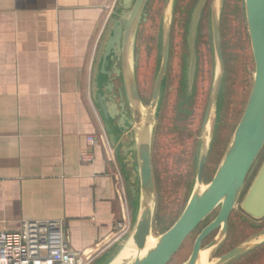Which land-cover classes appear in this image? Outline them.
Listing matches in <instances>:
<instances>
[{"label":"crops","instance_id":"1","mask_svg":"<svg viewBox=\"0 0 264 264\" xmlns=\"http://www.w3.org/2000/svg\"><path fill=\"white\" fill-rule=\"evenodd\" d=\"M115 1L0 0V232L63 218L68 246L96 251L90 264L118 240L121 216L116 167L99 137L115 142L122 173L128 132L109 134L91 93Z\"/></svg>","mask_w":264,"mask_h":264},{"label":"water","instance_id":"2","mask_svg":"<svg viewBox=\"0 0 264 264\" xmlns=\"http://www.w3.org/2000/svg\"><path fill=\"white\" fill-rule=\"evenodd\" d=\"M170 2L171 0H167V9L165 8L168 18L171 11ZM146 3L147 0L115 1L99 41L92 70V99L106 129L112 137H114L112 131L128 132V141H125L122 147L123 163H125L122 174L130 184L132 197L130 228L118 238L97 264H168L188 235L217 208L219 209L215 218L198 234L191 254L183 264H202L203 250H208L207 264H222L250 246L242 244L218 257L216 261L208 260L211 248L225 235L228 217L238 203L242 190L252 176L264 148V0H242L254 63L252 83L243 112L227 142L214 175L204 185L202 181L204 164L213 138V134L211 135L209 131L210 118L212 111L216 110L217 123L224 93V59L218 15L215 14L212 19L211 48L215 68L217 65L219 72L215 70L213 76L211 93L197 140L196 186L178 218L167 230L154 238V245L147 249H145L147 239L152 237L155 207V181L151 160L153 126L164 95L170 33L168 18L161 19L159 32L161 61L153 80L147 110L144 112L145 108L135 78L138 54L133 57L132 49L137 28L141 22L146 21ZM218 6L216 2V7ZM112 74L114 77H111ZM113 78H120L117 93L113 92L114 83L111 82ZM118 95L121 99L124 97L125 102L117 103ZM110 142L116 157L117 147L115 142L111 140ZM128 169L131 171L129 172ZM240 205L252 217L264 216V159ZM218 227L220 230L217 238L207 247L201 248L202 240ZM263 242L264 233L257 237L253 245ZM126 248H129L130 252L126 257H122L121 254Z\"/></svg>","mask_w":264,"mask_h":264},{"label":"rangeland","instance_id":"3","mask_svg":"<svg viewBox=\"0 0 264 264\" xmlns=\"http://www.w3.org/2000/svg\"><path fill=\"white\" fill-rule=\"evenodd\" d=\"M156 23L157 19L152 18L138 26L132 49L133 57L138 54L135 78L145 108L143 109L144 112L147 110L146 106L149 103L153 80L161 61L159 46L161 35L156 30ZM202 37L204 36L177 34L173 36L172 40L173 45L164 95L153 126L151 153L155 181L153 238H157L166 227L178 218L196 186L195 152L193 160L192 150L194 151V148H187L186 137L190 138V143L196 137L198 138L199 120L196 119L189 129L186 128L190 114L188 116L185 113L178 114L179 112L173 109V105H177V100L183 91L186 95H191L192 92L194 95L196 93L205 94L209 84L208 95L211 93L215 70L216 72L219 70L217 65L215 68L210 35H206V39H202ZM206 41L210 44L208 49H198L200 45L198 47L189 45L186 50L183 47L179 48L178 45L183 42H187V45L188 43H205L207 45ZM222 44L224 93L217 123L214 111H212L210 118L209 131L211 135L213 134V139L209 146L208 160L203 174L204 185L210 181L213 172H215L227 142L243 112L254 73L250 42L244 30H241L239 34L222 35ZM190 47L192 48L190 49ZM179 69L185 73L183 78L182 73L179 76L176 74ZM191 74L192 78L190 79ZM194 85L195 88H193ZM201 114L200 111V116ZM174 118L180 119V122L175 124L172 122L175 120ZM263 158L264 148L259 157L257 168ZM250 181L251 178L247 181V185ZM129 211H131L130 198ZM238 233L234 232L232 242L238 239ZM263 233L264 230L254 234L249 239H255ZM192 237L189 241L192 240ZM189 241L187 240L183 244L168 264L180 263L189 252Z\"/></svg>","mask_w":264,"mask_h":264},{"label":"flooded vegetation","instance_id":"4","mask_svg":"<svg viewBox=\"0 0 264 264\" xmlns=\"http://www.w3.org/2000/svg\"><path fill=\"white\" fill-rule=\"evenodd\" d=\"M216 2L219 4L218 8L216 7ZM171 11L169 18L167 17V13L165 12V8L167 7V0H147V3L145 5V12H146V21L150 19H157V25L156 30L160 32V20L161 19H167L168 18V27H169V33H170V49H169V62H170V54H171V47L173 45V36L174 35H196V36H204L202 39H206V35H210L213 31L212 27V19L215 16V14L218 15L219 19V32L221 36V46L223 51V44H222V35L225 34H239L241 33V30H244L247 35V29H246V22L244 19V9H243V3L242 0H171ZM167 9V8H166ZM164 20V22H165ZM145 21V22H146ZM164 22L162 26L164 27ZM144 22H141L142 24ZM139 24V25H140ZM207 42V45L205 43L199 44V43H188L183 42L182 44H178L179 48L188 49L189 45H195L198 49H208L210 44ZM192 47H190L191 49ZM185 60V59H183ZM121 61V60H120ZM120 61L117 63V65H120ZM169 62H168V70L169 71ZM199 66V65H198ZM182 73V78L185 76V73L181 72L179 69L176 74L179 76V74ZM112 76H114L112 74ZM167 77V76H166ZM117 82V81H116ZM118 84V83H117ZM119 85H115L113 92L117 93ZM195 88V85L193 86ZM209 84L208 88L206 90L205 94H198L195 95H186L183 93L180 95V98L177 100V105H173V109L177 110L179 112L178 114L185 113L186 116L190 114V116L187 119L186 122V128H190V126L193 125V122L198 119V132L200 133L205 110L208 104V91H209ZM152 90V89H151ZM183 95V96H182ZM125 102V98L122 99L118 95L116 97V102ZM125 109L127 110V104H125ZM200 111L202 112L200 116ZM216 113V110H214ZM216 118V116H215ZM118 117H116L115 120H117ZM175 119V118H174ZM172 122H175L177 124L180 122V119H175ZM185 138V137H184ZM213 139V138H212ZM187 140V148L191 147L194 148V151L192 150V159L194 157V152L197 146V140L196 137L192 143H190V138L186 137ZM212 142V141H211ZM209 155V154H208ZM208 155L204 164V170L207 164ZM264 159V158H263ZM194 160V159H193ZM262 163V162H261ZM260 163V164H261ZM259 164V163H258ZM257 164V166H258ZM255 168L251 178L250 183L247 185L245 184L242 193L240 195V198L238 200V203L234 206L232 209L228 221H227V228L225 235L217 242L215 246H213L210 250L208 260H214L216 261L218 257L226 254L227 252L231 251L237 246H240L242 244H249L250 246L246 248L244 251L239 253L238 255L232 257L231 259L227 260L226 262L222 264H264V242L259 243L257 245H253L254 242L257 241V238L255 239H249L254 234L261 232L264 230V216L260 218H255L247 214L242 208H241V200L244 197L245 193L247 192L258 168ZM260 166V165H259ZM203 170V174H204ZM214 175V172L212 176ZM211 176V178H212ZM217 208L213 213H211L206 219H204L197 227L196 229L188 235L186 240L183 242V244L188 240L189 241V252L186 256L182 258L179 264H183L188 257L191 254L192 247L194 244V241L198 234L201 232V230L209 223L211 222L217 212ZM219 227L215 229L213 232H211L208 236H206L202 242H201V248L207 247L215 238H217L219 233ZM234 232H239L237 234L238 239L236 241H233V234ZM181 245V247L183 246ZM180 247V249H181Z\"/></svg>","mask_w":264,"mask_h":264},{"label":"built area","instance_id":"5","mask_svg":"<svg viewBox=\"0 0 264 264\" xmlns=\"http://www.w3.org/2000/svg\"><path fill=\"white\" fill-rule=\"evenodd\" d=\"M89 146L97 143L87 137ZM107 160L115 164V187L121 204V216L115 229L120 238L131 225L125 179L117 166L113 147L106 136L99 137ZM96 251H77L68 246L65 221L56 219L23 220L15 231L0 232V264H90Z\"/></svg>","mask_w":264,"mask_h":264},{"label":"bare ground","instance_id":"6","mask_svg":"<svg viewBox=\"0 0 264 264\" xmlns=\"http://www.w3.org/2000/svg\"><path fill=\"white\" fill-rule=\"evenodd\" d=\"M154 243H155V239H154L153 237H149V238L147 239L145 249H147V248H149V247H152V246L154 245ZM129 252H130V251H129V248H126V249L122 252L121 256H122V257H126V256L129 254ZM207 255H208V250H203V251L201 252V261H202V264H207V261H206V257H207Z\"/></svg>","mask_w":264,"mask_h":264},{"label":"trees","instance_id":"7","mask_svg":"<svg viewBox=\"0 0 264 264\" xmlns=\"http://www.w3.org/2000/svg\"><path fill=\"white\" fill-rule=\"evenodd\" d=\"M172 224H173V223H172ZM172 224H171V225H172ZM171 225H169L168 227H166V229H165V230H167V229H168V228H169ZM165 230H164V231H165Z\"/></svg>","mask_w":264,"mask_h":264}]
</instances>
